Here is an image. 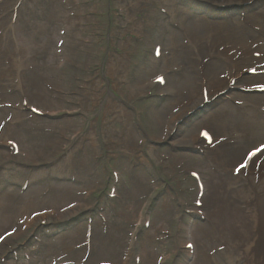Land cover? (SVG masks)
<instances>
[{
    "label": "rangeland",
    "instance_id": "374dc122",
    "mask_svg": "<svg viewBox=\"0 0 264 264\" xmlns=\"http://www.w3.org/2000/svg\"><path fill=\"white\" fill-rule=\"evenodd\" d=\"M14 1L0 0V16L7 17V20H0V26L2 32L7 33L6 39L17 41L14 45L18 46L24 54L17 53L9 43L4 47V51L0 49V106H6L5 109H3L4 107L0 109V134L5 135L9 132L7 137H12L17 141L30 164L40 167L45 163L55 161L54 157L63 151L77 146H83L86 149L84 154H76L73 157V163L79 167L78 171H74L78 176L77 180L74 183L58 185L55 192L42 200L39 197L45 192L43 189H31L21 197L17 190L7 188V192L3 193L1 198L0 219V230L7 234L14 231L11 227L16 226L18 220L25 223L23 220L26 221L32 213L38 212L43 206V208L51 206L61 208L79 200L82 192L88 189L92 191L99 188L102 192V199H104L108 183L106 172L97 159V155L103 151L109 152L111 148L101 147L98 149L96 147L99 143L98 134L103 131L107 133L109 130L108 134H112V137L116 138L117 132L119 136L129 141L131 138L130 143L133 147L140 145L142 140L139 138V133L130 127L133 120L138 119L142 123L144 134L149 139L153 137L157 140L162 136H167L173 124L189 108H193L197 103L199 107H203L202 96L198 100L201 93L198 86L201 87L203 80L206 82V90L215 94L219 88L218 85L222 82H229L227 81L228 77L232 80L236 77V73H245L243 68L237 69L239 68L236 66L237 62L232 58V52L241 54L244 49L241 46H239L240 48L231 46L230 42L234 34H237V38L240 40L249 37L250 42L257 41L260 47L264 42V38L256 33L253 37L246 34L243 27L233 34L228 26L224 31L222 24L212 23V19L217 20L221 17H208L205 8L200 7L201 5L194 4L195 7L203 9L202 19L201 15H193L190 16L191 19L184 21L185 16L189 15V7L186 4L189 1L178 0L172 10L180 16V21L185 23L189 29L186 30L184 39L181 38L182 41L173 46L175 50L179 45L176 52L172 53L170 44H166L162 59L158 64L155 62L153 64L151 46L154 44L155 38L152 35L151 18L147 14V9L151 6L156 13L158 0H124L121 5H118L115 0H49V3L44 2L39 5L41 15L37 13V0H31L24 3L23 7L19 9L18 17L11 23L15 31L11 32L9 16L12 6L15 4ZM202 1L216 4L219 7L232 6L231 12L239 7L242 9L245 4L251 2V0ZM119 6L125 9L122 15L117 14L116 10ZM162 6L165 8L163 4ZM108 12L111 14L109 15ZM203 17L208 19H203ZM258 24L255 20V24L252 26L258 29ZM209 29L220 34L219 43L215 42L213 45L207 42L206 36L210 33ZM180 37L181 35H175L173 41H180ZM145 41L149 43V46L144 44ZM223 44L227 45L224 53H218L217 48ZM28 46H31L34 52L27 53ZM195 51L202 62L211 59L212 56L217 57L216 60L205 63V67L208 69L205 72H200V81L194 70V68H199L197 56L193 54ZM137 52L140 53L138 57L143 56L148 63L137 57L135 61L139 64L138 66L133 59V54ZM129 54L131 57L127 58ZM24 55L27 56L24 63H34L39 77L33 78L30 73L26 72L23 67ZM219 55L229 59L232 64H227ZM16 56L17 62L10 70L6 58L14 59ZM262 56L263 58L258 62L264 67V54ZM147 64L151 68H148ZM21 70L27 99H31L35 104L47 109L49 115H69L55 121H47L43 118H32L29 113H25L24 108L21 115L11 114L8 107L14 108V113L20 111L16 107H20ZM18 71L20 72L19 76ZM159 74L166 77L170 88L181 92L179 103L169 99L162 101L157 97L156 92L149 91L150 85L146 87L148 82ZM147 93H153L154 96H148ZM229 100L231 104L241 102L238 103L242 109H240L241 116L244 114L243 110L253 111L258 107L264 110V100L259 102L263 104L255 102L254 99L248 101L234 96H230ZM116 101H122V104H118ZM115 107L117 109L114 110ZM184 109L186 110L184 111ZM219 109L223 110L224 107ZM220 110L215 112L213 108L212 110L206 109L207 114L203 121L197 123V127L204 123L210 125L208 130L215 140L225 138L224 121L227 119V115L232 113L229 106L228 113H224L226 117L218 123L213 119H215L214 114H219ZM156 114H159L158 117ZM104 115L106 116L104 117ZM155 115L162 119L161 125L164 129L159 130L154 120ZM128 117L132 119L129 118V126L123 129L125 127L123 126L124 119ZM260 120L257 118L254 125H244L243 128L237 129L242 133V137L245 136L247 139L255 137L251 147H261L258 143L259 136L256 135V132L259 134L264 132V124ZM234 124L237 127V123L234 122ZM258 126L262 128V131ZM187 127V129L180 127V131H183L184 135L189 133L190 136H193L195 133H190L191 127ZM202 127L204 126L202 125ZM126 130H128V135L124 136ZM85 135L94 138V142L90 138L87 144L88 140L84 137ZM217 144L214 142L213 147ZM220 144L216 146L217 149L221 147ZM147 145L151 146L149 142ZM194 147L189 143L186 146L174 148H184L185 151H188L189 148L193 149ZM134 148L136 149V147ZM141 148L145 153H148L150 149V147L143 146ZM155 148L153 147V149ZM217 149L211 151L215 155L211 160L216 165L214 169L216 175L203 156L192 155L188 152H176L175 154L167 153L170 156L167 157L158 149L155 150L157 157L152 155L151 160L148 158L144 162L147 167L136 162L139 166L137 169L131 170L129 165H131L130 161L135 160L134 155L120 149L117 153L119 158L112 160L121 176L118 194L122 197L123 208L120 210L121 215L118 219H111L110 231H101L95 225L93 259L103 262L120 261L128 252L130 234L140 233L143 257L141 264H154L161 256L168 257L165 264H211L204 257V254L206 256L208 254L205 251L207 249L210 251L214 244L220 245L221 241L219 239L217 242L212 238L211 232L215 231L217 225L215 224L209 229L205 225L206 223L198 219L193 208L196 193L195 184L186 174L187 170L193 169L201 173L207 185L205 196L212 205L211 210L214 211L212 213L224 217L218 219L219 225L223 226V232L230 236L228 237L230 240L234 238L238 244L234 245L228 241L230 244L227 253L234 260L235 258L240 260V258L243 259L241 255L253 254L252 251L258 249V251L256 250L257 256L260 261L264 260V253L254 239L255 233L247 231L243 226H240L241 223L237 222V220L243 219L249 210L259 209L260 206L255 207L254 200L260 196L259 193H256L257 188L260 190L259 183L264 184V169L251 173L253 174L251 178L255 179L257 188L249 182L246 174L239 172L241 178H237L234 175L237 170L232 164H228L227 170L231 176L224 177L223 166L216 159L221 150ZM164 150L168 151L169 149L165 147ZM154 159L163 165V169L153 163ZM15 160L24 159H13L5 148L0 150V168L10 165V161ZM60 162L64 164L62 160ZM24 172L20 168L9 175L20 176ZM232 180H234L232 187H237L236 191L252 190L249 200L242 199L243 203L241 200H237L238 203L235 204L231 196H227L224 188L227 189ZM95 192L99 194L98 190ZM125 196L127 199L124 200ZM155 196L156 199L158 198L157 201L153 200ZM227 197L233 203H230ZM262 198H264V194ZM88 199L95 203L94 196ZM176 199H182L185 204L189 205L187 210L191 212L192 217L184 213V209L178 206ZM225 207L230 211L227 214L224 212ZM142 210H145L143 214ZM78 211L79 209L75 210V212ZM139 215L150 219L152 223L151 229L147 230L153 234L149 235V239L144 238L145 232L142 231L140 223H136ZM214 217L217 219L215 214ZM159 225L170 231L166 232L171 236H161L157 231ZM19 228L17 225L16 229ZM83 233L84 225L80 224L71 234L59 236L52 242L50 252L48 251L45 255L47 261H52L53 254L57 257L67 256L72 259L81 256L82 250L79 249V245L82 243ZM176 239H180V245ZM188 240L195 243V250L190 262L185 263L188 254L184 253L182 244ZM261 241L260 239L259 243ZM68 245L71 247L68 248ZM232 251L235 256L232 255ZM227 253L223 257L230 259ZM171 254L172 260L170 259ZM251 260L253 261V257Z\"/></svg>",
    "mask_w": 264,
    "mask_h": 264
},
{
    "label": "bare ground",
    "instance_id": "6f19581e",
    "mask_svg": "<svg viewBox=\"0 0 264 264\" xmlns=\"http://www.w3.org/2000/svg\"><path fill=\"white\" fill-rule=\"evenodd\" d=\"M177 1L178 0H162L163 5L165 6L164 9L166 10L167 13L173 12V10H172L173 6H174V4ZM188 1L191 2V0H188ZM253 1H255V0H251V2H253ZM194 2H196V3L200 4V5L206 6L207 9L205 8L204 10L207 13L208 17H210V18L211 17H215V16L220 18V17L224 16V12H219L217 10L220 7L218 5H216V4L206 3V2H204L202 0H194ZM263 3H264V0H261L260 3H255V4H253L252 6H250L248 8L243 7V9H244V11H246V9H252L253 7H255V5L263 4ZM193 6H194V4H193ZM226 7L230 8L229 9L230 12L233 9L232 6H226ZM258 7H259V5L254 8L253 13H252V19L256 20L262 26H259L258 29H255L253 26L252 27H243L242 26V20L238 19V18H235L233 20H227V26L231 30V33L233 34L237 30H240L243 27V31L246 34L251 35L253 37L254 34L256 33V35L264 38V8H262L258 13H256V10L258 9ZM227 12L228 11H226L225 13H227ZM205 18L206 17H203V19H205ZM0 19H1V17H0ZM207 19L208 18H206V20ZM212 23L213 24H218L216 22H212ZM209 32L210 33L206 36L207 42L208 43H212L213 45L215 44V42L219 43L220 42V34L217 31L212 30V29H209ZM6 34H7L6 32H2V29H1V26H0V49L4 51V47L9 43L11 45V47L17 53H23V51L21 49H19L18 46L12 45V43L10 42L9 38H8V40L6 39ZM186 39H188V38H186ZM210 39H212V41H210ZM248 42H250L249 41V37H244L243 40H240V38H237V34H234L230 44H231L232 47H235V48H240L239 46H241L242 48L246 49L249 46ZM178 47H179V45H177L176 48L178 49ZM260 48L262 50L261 53L264 54V42L262 43ZM177 49H175L174 52H176ZM193 54H194V56H195V54L197 56V51L193 52ZM219 57L222 58L224 61L231 63V61L229 59H227V58H225V57H223L221 55H219ZM232 58L234 59V61H236L235 56L232 55ZM197 59H198V65H199L198 69H199V71H204L205 72V70L208 69V68L205 67V63L212 62V61L216 60L217 57L216 56H212L211 59L206 60L205 62H202L199 59L198 56H197ZM16 62H17V56L14 59H7L6 58V63H7V65H8L10 70H12V68L15 66ZM260 66H261L260 70H264V67H262V65H260ZM17 74L19 76L20 72L18 71ZM236 74L237 75H236L235 78L239 79V77L243 76L245 73L239 72V73H236ZM259 77H262V76H259ZM228 83L229 82H222V84L218 85L219 88L216 90L215 94L217 92H221L223 89L227 88L229 86ZM205 84H206V82L203 80L202 83H201V93H200V96H199L198 100L202 96V89L203 88L207 89ZM20 85H22V84H20ZM181 96H182V94H181ZM227 99H228V102H226V99H225L224 101H219V102L214 103L215 105L210 104V106H214L213 109H214L215 112L217 110H220L219 109L220 107H224L223 110H220L221 112L219 114H214L215 119H213V120L218 121V123L220 121H222L224 117H226L224 115V113L225 112L228 113L229 106H230V109L232 111L231 114L227 115V119L224 121L225 124H224V129L223 130H224V133L226 134L225 135L226 139L223 138L221 140L220 139L215 140L213 138V136L211 135V137L213 139V142L218 143V144L221 143L220 144L221 147H218V149L221 150L222 152L221 151L218 152V154H217L218 157L216 158L217 162H220L222 164V166H223V168H222L223 172L222 173L224 174V177L231 176L230 173H227V170H228V164H230V165L232 164V166L235 167V170H237L236 172H234V175L237 178H241V176H240L241 174H246V177L249 179V182H251L257 188L255 179L251 178V176L253 175L251 173L254 172V171H260V170L264 169V160H255V161L252 162L251 166L248 169L244 168V165L246 163V159H247L248 154L251 151L257 150L258 147H251L252 144L255 141V137L252 136L250 139H247L245 136L242 137V133L238 132L237 129L239 127L243 128L244 125L245 126L254 125L256 123L257 118H260L261 119L260 121L264 124V110L261 109V107L255 108V110H253V111H251L250 109H247L246 111L243 110L244 114H243V116H241V114H240V109L241 108L238 105V103H241V102H238V103L233 102V104H231V102L229 100V97ZM242 103H245V102H242ZM245 104H247V103H245ZM204 106H203L204 107V109H203V107L202 106L199 107L198 103H197L193 108H189V110L187 112L195 111V112H197L198 115H201V113L209 107V106H206V105H204ZM247 107H249V106H247ZM16 108L19 109L20 107L17 106ZM185 110L186 109H184V111ZM187 112H185V114ZM158 115H157V117H158ZM204 117H205V115H203L200 119H196L198 121L197 123L202 122ZM242 120L244 121V123H243ZM188 122H190V121H188ZM234 122L237 123V127H235ZM197 123H195V125H194L195 128L197 127L196 126ZM174 124H173L171 130L174 128ZM202 125L204 126L203 128L206 127L207 129L210 126V125H208L206 123H204ZM202 125H199V126H202ZM212 125H213V123H212ZM258 127L262 131V128L260 126H258ZM169 133L170 132H168L167 136H164L163 138L166 139L169 136ZM256 135L259 136L258 143L261 146L264 145V132H261L260 134L258 132H256ZM196 136H197V138H196ZM139 138H141V137L139 136ZM174 141H175V143H174L175 145H183V146H185L184 144H186L188 142H192V143H194V144H196L198 146H201L202 147L201 149L204 151V154H203L204 158L211 164V166L214 169L216 168V165L211 160V158L213 156H215V155L213 153H211V151L213 149H217L216 146L218 144L215 147L211 148V149L205 148L204 144L198 139V135L197 134H194L193 136H189L188 139H186L185 137L179 136ZM130 142H131V138H130ZM170 142H172V141H170ZM137 146L138 145H135L134 147L137 148ZM242 146H244V147H242ZM233 182H234V180H232L231 183H229V186L227 187V189L224 188L225 191H226L227 196H231V198L233 199L235 204L238 203L237 200H241V202H242V199L249 200V198H250L249 195L252 194L251 193L252 190L248 189L247 191H244V190L243 191H236L237 187H235V188L232 187V185H233L232 183ZM259 187H260V190H258V188H257L256 193L257 194L259 193L260 196L255 198V200H254V203L256 204L255 207L258 208L260 206L259 209L258 210L257 209L249 210L248 214L245 213L244 218L241 219V220H237V222L241 223L240 226H243V228L246 229L247 231L255 233L254 239H255L256 243L259 244V248H261L263 253H264V198L261 199V197L264 194V184L262 182L259 183ZM2 195H1V198H2ZM205 197H204V199H205ZM227 198L229 199L230 203H233L232 200L229 197H227ZM204 206H206V205H204ZM209 206L212 209V205H210V203H209ZM228 206L230 207V205H228ZM0 210H1V204H0ZM32 210H34V208H32ZM206 210H209L207 208V206H206ZM212 212H214V211L209 210L208 215H207V222H206L205 225L210 229L211 227H214L215 224H216L217 228L214 229L215 231L212 230V232H211L212 238H213V240H216L217 242H219V239L221 241L220 245H215L214 244L211 247V250H212L213 255H214L212 264H229V263H231V264H264V260L260 261L259 257L257 256L258 249H256L257 251L256 250L252 251L253 254L250 253L249 255H241L243 257V259L240 258V260H239L238 258L237 259L235 258V260H234L233 257H231L227 253L228 249H229V244H230V243L228 244V241H231V243L234 244V245H238V244L235 242L234 238L231 237L232 240H230L228 238L230 236H227L225 234V232H223L224 231L223 226L219 225L218 219H223L224 217H221L220 215H217V213H212ZM224 212L227 214L230 211L228 210L227 207H225ZM36 213H38V212L32 213L29 217H33L34 214H36ZM214 214L216 215L217 219L214 217ZM0 219H1V211H0ZM258 238H259V240L260 239L262 240L260 243H259ZM196 247H197V245H196ZM226 253L230 256V259H226L225 257H223ZM245 253L247 254L246 249H245ZM232 255L235 256L233 251H232ZM251 257H253V261L251 260ZM228 260H229V263H227Z\"/></svg>",
    "mask_w": 264,
    "mask_h": 264
}]
</instances>
